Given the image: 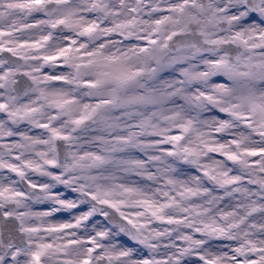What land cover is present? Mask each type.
Instances as JSON below:
<instances>
[{
  "label": "snow or ice",
  "instance_id": "obj_1",
  "mask_svg": "<svg viewBox=\"0 0 264 264\" xmlns=\"http://www.w3.org/2000/svg\"><path fill=\"white\" fill-rule=\"evenodd\" d=\"M0 264H264V0H0Z\"/></svg>",
  "mask_w": 264,
  "mask_h": 264
}]
</instances>
